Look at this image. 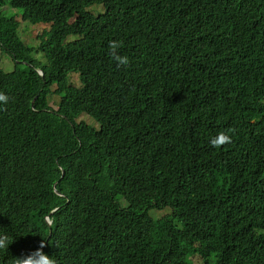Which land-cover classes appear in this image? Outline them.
Listing matches in <instances>:
<instances>
[{
	"label": "trees",
	"instance_id": "1",
	"mask_svg": "<svg viewBox=\"0 0 264 264\" xmlns=\"http://www.w3.org/2000/svg\"><path fill=\"white\" fill-rule=\"evenodd\" d=\"M10 2L0 54L45 77L0 70V264L41 242L59 264H264V0ZM21 21L49 25L42 61ZM58 206L69 226L32 218Z\"/></svg>",
	"mask_w": 264,
	"mask_h": 264
},
{
	"label": "clouds",
	"instance_id": "2",
	"mask_svg": "<svg viewBox=\"0 0 264 264\" xmlns=\"http://www.w3.org/2000/svg\"><path fill=\"white\" fill-rule=\"evenodd\" d=\"M4 2V0H2ZM5 5V3H4ZM11 6V2L9 4ZM12 7V6H11ZM28 22V21H27ZM46 26L44 29H49V25L46 24H38ZM41 35L46 39L49 40L46 35L42 32ZM41 38L38 40L36 45H33L34 48H36L35 52H40V47L42 45ZM40 42V44H39ZM122 47V41H109V49H110V55L112 59L117 63L118 66H128L130 61L128 56L126 55H120L119 49ZM189 51L186 54V57L189 60H193L196 63L200 64H206L208 62V59L210 57V53L208 51L204 53H199L195 48H192L193 46H188ZM33 56V54H32ZM14 60V59H13ZM16 61V60H14ZM29 69H34V71L37 73V75H40L41 77H45L44 71L40 70L39 68L35 67L32 63L29 61H20V63L16 64L15 69L10 72L4 71L2 68L0 70L3 73L10 74L14 73L16 71H27ZM18 66H26V68H19ZM8 101V97L3 93L0 92V103H4V105H1L0 108L4 109ZM35 101V99H34ZM234 129H228V130H222L218 132L214 137L210 139V144L214 148H221L224 145L231 144L232 143V135L234 134ZM36 187L33 188L31 195L33 194ZM56 190V189H55ZM57 194L62 196V194L58 191ZM60 212V216L57 219V223L61 226H69L68 219L65 215L64 211H61V208L55 207L51 210H44L40 212H34L32 213V218L35 220V222L41 226L43 223H46L49 229H54L55 224V218L54 216ZM13 238L10 236L6 231L3 229H0V251H4L5 253L8 252L9 246L13 243ZM47 245L44 242H41L36 250L29 252L26 255H21L19 257H13L11 258V264H59V261L57 260L55 255L49 256L46 254L43 249ZM103 255H107L109 257L114 258L116 261H118L120 264H134L135 257L134 254H126L124 251H101L100 252ZM201 258L197 257L193 260L194 263L198 262ZM197 260V261H196Z\"/></svg>",
	"mask_w": 264,
	"mask_h": 264
},
{
	"label": "rangeland",
	"instance_id": "3",
	"mask_svg": "<svg viewBox=\"0 0 264 264\" xmlns=\"http://www.w3.org/2000/svg\"><path fill=\"white\" fill-rule=\"evenodd\" d=\"M5 5H3V10L5 11L7 16H15L17 20H20L19 14H21L20 9H15L12 8L10 4V0H4ZM29 26H32L30 29ZM46 26H41V25H31L30 22H22L20 23V28H19V35L21 39L29 43L30 47H33V45H36L38 40L40 39V35L43 32L44 28ZM41 42V41H40ZM39 42V44H40ZM33 57L39 61H42L44 59V56L40 52H34ZM20 63L19 60L14 61L13 58H6L2 54H0V68H2L6 72L13 71L15 69L16 64ZM77 84H79V81H75ZM51 100V99H50ZM54 101L56 100L55 98L53 99ZM53 103V101L51 102ZM84 119L88 120L87 117H84ZM169 210H164V211H158V210H152L151 215L155 219L162 218L164 215H168ZM197 261V260H196Z\"/></svg>",
	"mask_w": 264,
	"mask_h": 264
}]
</instances>
